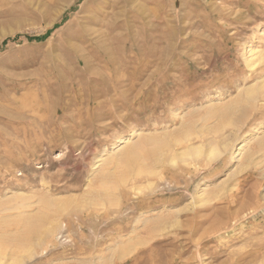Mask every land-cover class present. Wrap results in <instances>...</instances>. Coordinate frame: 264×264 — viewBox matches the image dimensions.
<instances>
[{
    "label": "rangeland",
    "instance_id": "1",
    "mask_svg": "<svg viewBox=\"0 0 264 264\" xmlns=\"http://www.w3.org/2000/svg\"><path fill=\"white\" fill-rule=\"evenodd\" d=\"M0 264H264V0H0Z\"/></svg>",
    "mask_w": 264,
    "mask_h": 264
},
{
    "label": "bare ground",
    "instance_id": "2",
    "mask_svg": "<svg viewBox=\"0 0 264 264\" xmlns=\"http://www.w3.org/2000/svg\"><path fill=\"white\" fill-rule=\"evenodd\" d=\"M121 24V23H120ZM79 56V55H78ZM261 57V56H260ZM257 58V57H256ZM262 58V57H261ZM260 58V60H262ZM79 61V60H78ZM86 62V61H85ZM83 63H84V61H83ZM252 63V62H251ZM255 64V63H254ZM77 65V64H76ZM85 65V64H84ZM263 85V84H262ZM257 89L258 88H248V89H246V91H245V94L244 95H246V97L247 98H255L256 96H255V94H257L258 92H257ZM258 90H260V89H258ZM259 94V93H258ZM257 94V95H258ZM165 136V135H164ZM158 137V136H157ZM166 137V136H165ZM152 138V137H151ZM172 138V137H171ZM127 139V138H126ZM162 139V138H161ZM164 139H166V138H164ZM181 139V138H180ZM147 140H149V139H147ZM152 139H150L148 142H150ZM154 140H156V139H153L152 141H153V146L152 147H150L151 149H149V150H144L142 147V143L141 144H138V145H134V148H130V149H128V150H125L124 152H122V154H121V156H119V158H120V162H121V164H122V168H123V172H131L130 171V169L131 168H135L136 167V165L137 164H139L140 165V162H142L141 160L142 159H144L145 157H147V156H145V154L144 153H146V154H154L155 152H156V149H160L161 147H164L166 144H165V142H168V141H165L164 142V140H161V141H159V142H154ZM182 140V139H181ZM141 141V140H140ZM157 141V140H156ZM163 141V142H162ZM171 141V140H170ZM178 141V140H177ZM185 141V140H184ZM146 142V141H145ZM179 142V141H178ZM152 142H150L149 144H151ZM176 144V143H175ZM263 144V143H262ZM144 145V144H143ZM146 145H148V143L146 144ZM168 145V144H167ZM245 145V144H244ZM149 146V145H148ZM169 146H171V145H169ZM168 146V147H169ZM260 146V145H259ZM145 147V146H144ZM167 147V146H166ZM261 147V146H260ZM147 148H149V147H147ZM147 148H145V149H147ZM170 149V148H169ZM172 149V148H171ZM243 150V146L242 147H240V150ZM165 150V149H164ZM216 150V149H215ZM214 150V151H215ZM162 151V150H161ZM172 151V150H171ZM187 151V150H186ZM213 150L212 151H210V153H212V152H214ZM217 151V150H216ZM169 152V151H168ZM196 152H197V149H196V147H195V149H193L192 148V150H191V153H193V154H196ZM199 152V151H198ZM197 152V153H198ZM188 153V152H187ZM187 153H183V155H185V154H187ZM215 153V152H214ZM214 153H212V155L214 154ZM218 153V152H217ZM150 154V155H151ZM169 154V153H168ZM197 155V154H196ZM185 157H186V155H185ZM185 157L184 158H181V160H183V161H185ZM173 158V157H172ZM146 159V158H145ZM174 159V158H173ZM187 159V158H186ZM120 164V165H121ZM117 165H119V164H117ZM136 170L135 171H137L136 173L134 172V174H136L137 176H140V178H146L147 176H148V174L149 173H151V172H147L146 171V169L145 168H143V166H139L138 168H135ZM117 172V171H116ZM115 172V173H116ZM125 173H122V175L123 174H125ZM135 176V175H134ZM156 176V175H155ZM158 176V175H157ZM123 178H124V175L122 176ZM122 177H120V178H122ZM129 178H130V176H128ZM136 177V176H135ZM125 179V178H124ZM123 179V180H124ZM129 181V180H128ZM137 182V181H136ZM119 185V184H118ZM116 186V185H115ZM105 187V186H104ZM57 199V198H56ZM59 228V227H58ZM34 229V228H33ZM53 229V228H52ZM51 233V232H50Z\"/></svg>",
    "mask_w": 264,
    "mask_h": 264
},
{
    "label": "trees",
    "instance_id": "3",
    "mask_svg": "<svg viewBox=\"0 0 264 264\" xmlns=\"http://www.w3.org/2000/svg\"><path fill=\"white\" fill-rule=\"evenodd\" d=\"M39 38H42V37H38V39H39Z\"/></svg>",
    "mask_w": 264,
    "mask_h": 264
}]
</instances>
